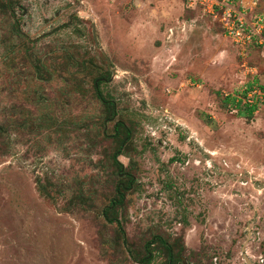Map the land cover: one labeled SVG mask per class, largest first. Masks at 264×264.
Listing matches in <instances>:
<instances>
[{"label": "rangeland", "instance_id": "rangeland-1", "mask_svg": "<svg viewBox=\"0 0 264 264\" xmlns=\"http://www.w3.org/2000/svg\"><path fill=\"white\" fill-rule=\"evenodd\" d=\"M259 86L264 47L198 0H0V264H139L149 242L166 264L158 239L176 264H264V104L238 115Z\"/></svg>", "mask_w": 264, "mask_h": 264}, {"label": "built area", "instance_id": "built-area-1", "mask_svg": "<svg viewBox=\"0 0 264 264\" xmlns=\"http://www.w3.org/2000/svg\"><path fill=\"white\" fill-rule=\"evenodd\" d=\"M198 1L239 50L244 51L251 46L264 47V14L257 16L246 14L245 8L239 0ZM254 100L264 104L263 89L253 90L250 88L242 101L243 104H252L250 102H254Z\"/></svg>", "mask_w": 264, "mask_h": 264}, {"label": "trees", "instance_id": "trees-1", "mask_svg": "<svg viewBox=\"0 0 264 264\" xmlns=\"http://www.w3.org/2000/svg\"><path fill=\"white\" fill-rule=\"evenodd\" d=\"M13 30L17 35L18 34L20 35V32L18 31V27L16 26V24H14ZM105 82H106L105 79H95L94 89H95L98 100L103 105H105L107 108L111 109L110 111L111 118H113L114 114L116 113L115 106L112 102H109L106 99H104V97L102 96L101 90H100V86ZM259 87L264 90L263 86H259ZM248 91H250V87L246 88V90L243 91L241 101L246 97V94L248 93ZM224 99L232 101V98L230 96H226ZM241 101H237L238 103L232 102L235 104L236 110L238 109L239 105H241ZM245 106L246 108L244 110L242 109L238 110V115L245 117V118L251 117L255 110V107L253 105H248V103H245ZM110 120L112 119H109V121ZM113 129H114L115 136L117 135L116 137L119 138L118 140L120 144H119L118 149L114 152L112 156V161H113L114 168H115L117 175L123 176L125 180H121L119 183L116 184L115 195L110 200V203L106 207L103 208L102 215L109 224H116L118 229L122 231V225L120 221L116 218V212L118 209L123 207L126 201L127 193L130 191V189L135 184V179L131 175L124 172L123 165H121L118 161V156L121 155L122 147L124 146V144H126V142L130 140V131L122 122H116L113 126ZM112 215L114 217H112ZM158 241L161 243L162 247L166 250L168 254V260L166 264H176L172 256V247L167 242L162 241L161 239H158ZM152 244L153 243L151 242L146 244V247H145L146 256L139 261V264H151L153 260Z\"/></svg>", "mask_w": 264, "mask_h": 264}, {"label": "crops", "instance_id": "crops-1", "mask_svg": "<svg viewBox=\"0 0 264 264\" xmlns=\"http://www.w3.org/2000/svg\"><path fill=\"white\" fill-rule=\"evenodd\" d=\"M240 1V0H239ZM241 2V1H240ZM242 3V2H241Z\"/></svg>", "mask_w": 264, "mask_h": 264}]
</instances>
